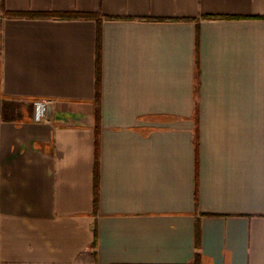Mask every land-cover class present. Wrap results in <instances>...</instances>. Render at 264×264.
<instances>
[{
  "label": "crops",
  "instance_id": "obj_1",
  "mask_svg": "<svg viewBox=\"0 0 264 264\" xmlns=\"http://www.w3.org/2000/svg\"><path fill=\"white\" fill-rule=\"evenodd\" d=\"M196 249L264 264V0H0V264Z\"/></svg>",
  "mask_w": 264,
  "mask_h": 264
},
{
  "label": "trees",
  "instance_id": "obj_2",
  "mask_svg": "<svg viewBox=\"0 0 264 264\" xmlns=\"http://www.w3.org/2000/svg\"><path fill=\"white\" fill-rule=\"evenodd\" d=\"M21 13H14V15H20ZM46 16H51L54 15V13H47L45 14ZM85 16H92V15H85ZM95 16V15H94ZM97 18H99L98 15H96ZM99 70L96 68V95H95V102H96V111L94 113V119H95V129H96V143H95V156H96V164H97V156H98V132H99V124H100V115L101 111L99 109V98H100V93H99ZM39 99H33L32 106L29 109H25L27 111H18V108H20V105L16 102H6L2 101V118L4 120H12V119H27L24 117L23 113H34V102ZM95 177L97 173L95 172ZM200 259V253L196 249L195 251V256H194V263H198Z\"/></svg>",
  "mask_w": 264,
  "mask_h": 264
},
{
  "label": "built area",
  "instance_id": "obj_3",
  "mask_svg": "<svg viewBox=\"0 0 264 264\" xmlns=\"http://www.w3.org/2000/svg\"><path fill=\"white\" fill-rule=\"evenodd\" d=\"M48 102H42V100H37L34 102V115L33 118L35 121H39L45 117L46 107Z\"/></svg>",
  "mask_w": 264,
  "mask_h": 264
},
{
  "label": "rangeland",
  "instance_id": "obj_4",
  "mask_svg": "<svg viewBox=\"0 0 264 264\" xmlns=\"http://www.w3.org/2000/svg\"><path fill=\"white\" fill-rule=\"evenodd\" d=\"M42 102H45V101L42 100ZM23 103H25V105H24L26 107L25 109H29L32 106V103L31 102H25L24 101Z\"/></svg>",
  "mask_w": 264,
  "mask_h": 264
}]
</instances>
